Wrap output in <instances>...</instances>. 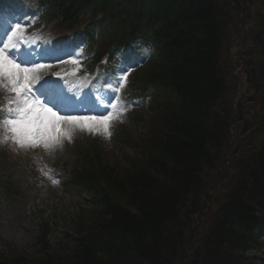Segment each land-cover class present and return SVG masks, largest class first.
<instances>
[{
  "label": "trees",
  "instance_id": "trees-1",
  "mask_svg": "<svg viewBox=\"0 0 264 264\" xmlns=\"http://www.w3.org/2000/svg\"><path fill=\"white\" fill-rule=\"evenodd\" d=\"M136 2L70 0L76 10L110 16ZM173 2L160 1L159 8L170 10ZM175 2L173 22L156 46L160 60L146 73L148 82L170 90L162 118L151 122L142 144H134L135 155L121 165L110 167L95 152L75 174L72 184L91 203L72 222L67 245L50 246L43 224L29 253L4 246L0 264H255L244 252L264 248V142L247 155L237 151L247 125L252 135L244 146L255 143L260 127L264 133V0ZM238 22L250 26V49L241 53L248 93L233 108L220 61L223 36ZM228 153L231 169L221 177L228 183L191 249L188 230L206 208L204 197L215 189Z\"/></svg>",
  "mask_w": 264,
  "mask_h": 264
},
{
  "label": "rangeland",
  "instance_id": "rangeland-1",
  "mask_svg": "<svg viewBox=\"0 0 264 264\" xmlns=\"http://www.w3.org/2000/svg\"><path fill=\"white\" fill-rule=\"evenodd\" d=\"M16 11L21 12V9L18 7ZM14 17L18 19L17 14ZM249 31V24L243 25L238 22L237 24H231L223 36L220 62L225 76L227 75L226 95L229 99L248 93L243 65L240 67L239 65L242 63L241 53L250 49ZM10 44L13 49L15 41ZM69 64L72 68L77 66ZM58 65L43 70L40 76L44 78L47 73L53 71ZM80 67H83V60H79ZM106 76H101L96 89L97 92L102 89L103 93L99 97H97L98 93L96 94V92L90 95L93 97V104L99 105L97 108L98 113L105 112L101 107L106 100L114 96L113 89L116 82L111 77L107 78ZM103 77L105 78L103 79ZM7 87L6 82L0 86V118L4 119V121L0 120L3 123L0 126V248L4 244L20 252H29L39 235L42 223L48 224L50 229L48 242L54 247L65 233H72L71 221L77 216V209L83 202L76 192L69 191L63 186L68 179L69 171L74 169L77 164L79 152L90 146L97 137L99 146L103 150V161L108 165H121L124 154L131 155L133 151L125 145L121 146L116 137L131 139L139 137L143 132L142 127L145 124L143 121L148 119L149 114L144 111L139 113L143 121L134 124L133 119H126L123 114L115 113L117 110L110 109L115 113L116 118L111 121L108 134H105L102 128H97L93 132L80 131L77 128L71 130L70 138L65 137L53 148L45 149L42 145L35 148H22L15 143V137L6 123L8 115L11 118H15L16 115L12 111L16 108V104L8 103L9 101H15L16 98L7 90ZM64 127L67 128L66 125ZM247 129L249 132H247L246 139L252 135L251 127L247 125ZM261 132L258 133L261 135ZM246 139L238 145L241 151L243 149L249 151L254 148V144L244 146L247 142ZM233 141L232 138L230 146ZM226 159L228 164L222 167L215 177V189L208 191L204 197L206 208L199 218L195 217L196 227L193 226L188 230V233L192 232L191 249L197 246L203 226L206 224L209 215L216 209L221 199L222 189L228 183L224 176V178L221 177L223 175L222 170L225 168L231 169L229 153ZM52 177H55L56 183H53L54 179ZM4 185H11V190L16 193L11 192L12 194L5 195ZM33 209L35 213H33ZM21 237H25V239L21 240ZM255 256L258 259H264V256L256 253L247 255L250 258Z\"/></svg>",
  "mask_w": 264,
  "mask_h": 264
},
{
  "label": "snow or ice",
  "instance_id": "snow-or-ice-1",
  "mask_svg": "<svg viewBox=\"0 0 264 264\" xmlns=\"http://www.w3.org/2000/svg\"><path fill=\"white\" fill-rule=\"evenodd\" d=\"M26 25L15 23L11 27L8 35L15 36ZM23 44V41H21ZM19 51V49H15ZM13 49H9L6 44H0V86L7 83V90L15 96V101H9V104H16L15 118L7 119L6 123L9 130L15 137V143L20 147L35 148L42 145L45 149L53 148L65 137L70 138L72 129L80 131L93 132L97 128H102L105 134L109 133L110 123L116 118L113 111L109 109L117 108V100L120 97V91L124 88V82L127 73H121L113 89L114 96L105 101L103 105L105 112L92 115L82 114H58L61 108L66 106V99L62 94L57 80H44L40 83L42 77L40 73L43 70L51 69L60 63H71L77 65V68L71 73L76 75L79 68V60L69 54L67 57L55 56L53 60H20L12 55ZM129 60L135 59V53L128 55ZM57 79H63L58 73L54 74ZM39 84V88L36 85ZM52 104L57 107L53 111ZM67 126L65 128L64 126ZM56 183V180H53Z\"/></svg>",
  "mask_w": 264,
  "mask_h": 264
},
{
  "label": "bare ground",
  "instance_id": "bare-ground-1",
  "mask_svg": "<svg viewBox=\"0 0 264 264\" xmlns=\"http://www.w3.org/2000/svg\"><path fill=\"white\" fill-rule=\"evenodd\" d=\"M25 239V237H21V240Z\"/></svg>",
  "mask_w": 264,
  "mask_h": 264
}]
</instances>
